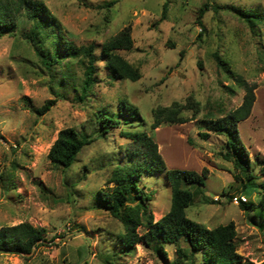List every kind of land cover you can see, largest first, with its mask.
Here are the masks:
<instances>
[{"label": "rangeland", "instance_id": "1", "mask_svg": "<svg viewBox=\"0 0 264 264\" xmlns=\"http://www.w3.org/2000/svg\"><path fill=\"white\" fill-rule=\"evenodd\" d=\"M40 1L69 42L76 47L93 45L96 83L90 99L79 103L78 94L62 87L59 79L67 70L71 81L81 84L82 60L67 57L60 67L47 68L22 36L31 26L23 16L14 34L0 38L4 182L0 183V229L30 223L47 230L45 242H39L31 254L0 253V264H106V258L111 260L122 247L118 237L124 227L100 202L98 193L111 191L114 185L108 180L132 148L123 132L142 130L157 143L167 170L206 174L205 186L198 187L186 211L188 218L209 229L234 223L243 262L264 263V218L258 209L244 211L233 202V196L243 194L236 180L239 173L224 157L225 136L208 130L210 121L239 108L246 93L219 68L214 59L218 54L236 76L256 86L251 115L237 127L260 186L259 192L243 195L259 208L264 199V0H118L109 10L100 7L112 0ZM165 3L167 19L161 20ZM206 3L219 8L205 12L199 25L198 13ZM237 10L263 17L256 34ZM126 27H131L133 49L117 54L139 70L141 78L136 82L111 77L101 54L102 47ZM55 99L46 114L34 112ZM121 103L136 108L139 115L102 136L96 115L103 108L118 114ZM169 107L186 121L157 120L160 108ZM69 128L87 134L93 142L64 169L53 165L48 154L59 133ZM202 133L209 138L203 139ZM140 188L149 196L145 206L154 221L170 211L172 192L166 171L144 175ZM145 231L139 227L136 232ZM134 249L114 264H191L179 263L171 244H164V255L146 244Z\"/></svg>", "mask_w": 264, "mask_h": 264}, {"label": "trees", "instance_id": "2", "mask_svg": "<svg viewBox=\"0 0 264 264\" xmlns=\"http://www.w3.org/2000/svg\"><path fill=\"white\" fill-rule=\"evenodd\" d=\"M118 0L105 3L100 8L107 10L117 4ZM211 8L218 6L206 3L198 13L197 22L202 25V18ZM168 3L163 6L161 20L167 19ZM238 16L244 21L253 33L256 34L258 25L263 22L259 13L237 10ZM23 16L31 24L28 32L22 34L36 51L47 68L60 67L65 58H80L84 66V75L81 84L71 81L72 74L65 70L60 76L62 87L72 88L76 92L79 103L90 99V94L96 83L97 56L93 45L76 47L69 42L60 31L59 25L51 16L46 5L40 0H0V38L16 32L20 17ZM49 46V48H47ZM133 49L131 27H126L115 37L111 38L101 49L105 58L107 69L111 77L136 82L141 78L137 68L130 65L117 51ZM183 53H181L182 57ZM219 68L223 69L230 77L236 79L243 86L246 93L242 105L228 115L209 122L208 130L224 135V157L232 162L239 173L236 180L241 185V192H259L260 186L256 182L257 177L251 170L249 153L244 146L238 132V124L247 119L252 112L256 101L255 85H249L229 68L227 63L218 55H214ZM56 94V93H55ZM58 98V93L56 94ZM56 103L55 100L47 101L40 109H36L39 115L46 114ZM171 108H160L157 120L160 118L168 122H185L183 117H177ZM139 115L136 108L126 104H120V112L115 114L109 109H101L96 115L98 130L102 136L114 129L135 119ZM155 123L153 128H157ZM123 136L131 141L132 148L128 150L124 163H118L112 178L108 184H113L111 191H100L98 198L108 209L112 216L123 223L124 233L118 237L121 249L114 251L113 256L106 258V264H114L116 259L134 251L138 244L153 246L161 254L164 252V244H171L176 249L177 261L191 262V264H254L243 262V257L238 254L236 244L237 232L234 223L209 229L197 223L187 216V209L193 204L197 191L205 186L206 174L199 175L193 171L167 170L166 163L160 154L159 147L152 136L146 131L123 132ZM203 139H208L207 133H202ZM93 142L87 134L79 133L73 128L62 130L55 143L51 147L48 159L53 165L64 169L70 168L76 161L82 150ZM264 172V168L261 169ZM167 172V178L172 192V205L170 211L160 220L154 221L153 216L147 213L145 202L149 200L140 188L144 175ZM0 183L4 184L0 174ZM200 186V187H199ZM199 187V188H198ZM264 188V185H262ZM264 198V197H263ZM135 200L138 202L131 206ZM264 201V199H263ZM258 208L253 202L240 203L242 210H257L264 218V202ZM264 226V225H263ZM143 227L146 231L143 235L137 233V229ZM264 228V227H263ZM47 230L34 227L30 223H21L16 226L0 229V253L12 252L17 254H31L38 243L45 242ZM264 264V263H262Z\"/></svg>", "mask_w": 264, "mask_h": 264}, {"label": "built area", "instance_id": "3", "mask_svg": "<svg viewBox=\"0 0 264 264\" xmlns=\"http://www.w3.org/2000/svg\"><path fill=\"white\" fill-rule=\"evenodd\" d=\"M218 200V199H216ZM232 200L235 204H240V203H247L248 202V199L245 195L243 194H239V195H236V196H233L232 197Z\"/></svg>", "mask_w": 264, "mask_h": 264}]
</instances>
